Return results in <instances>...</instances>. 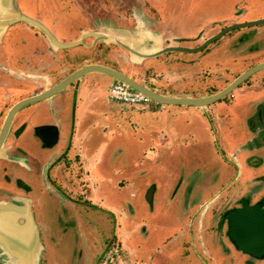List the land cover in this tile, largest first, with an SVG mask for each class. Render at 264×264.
<instances>
[{
	"label": "rangeland",
	"instance_id": "obj_1",
	"mask_svg": "<svg viewBox=\"0 0 264 264\" xmlns=\"http://www.w3.org/2000/svg\"><path fill=\"white\" fill-rule=\"evenodd\" d=\"M80 1L86 7L84 10L92 11L94 15L97 10L105 14L109 9L119 12L118 16L122 17L130 11L158 14L166 29L187 37L197 36L203 24L217 22L219 18L234 16L238 21H245L264 16V0ZM80 1L20 0L22 6L38 19L39 13L55 17L57 10L62 11L64 16L58 20L56 35L64 41L80 35L77 34L79 24L74 25L73 19L78 15L73 3L77 5ZM126 15L128 17L124 19L121 17L123 22L133 25L129 15ZM234 21L217 22L220 28L217 26L211 34L208 32L196 39L201 42ZM25 26L29 24L13 27L9 31L12 36L6 42L14 41L16 44L22 32L20 37L25 38V42L31 41V44L33 35ZM32 29L35 35L41 33L35 27ZM85 41L88 43L92 38L88 37ZM182 41L192 44L190 39ZM29 43L24 45L25 49L21 46L22 54L31 47ZM212 44L216 46L212 61L209 58L203 64L204 60L186 65L160 58L155 60L152 70L163 74L172 72L178 78L177 82L184 83L185 89L195 93L216 92L244 69L264 59V23L234 28ZM91 47L82 46L74 55L69 49L53 48L54 58L69 63L66 69L64 64L53 68L54 77L58 79L74 70L83 58H93L118 67L121 50L103 43ZM236 51L240 54L237 55ZM15 54H7L14 64L19 61L12 56ZM26 55L29 59L34 56L28 52ZM126 60L129 59L126 57ZM146 61L152 63L151 60ZM140 71L138 75H141ZM94 79L96 82L100 80L99 76ZM94 85L96 87L86 93L82 107L92 104L94 108L101 109L104 106V93L101 92H105L106 84L103 81L97 83L98 86ZM93 95L97 99L95 102L92 101ZM207 107L206 115L189 106H172L161 111L153 108L146 114L136 112L128 121H123L126 113L129 114L126 110L122 115L116 112L111 123L109 115H99L100 123L112 125L111 137L114 140L108 141L104 133L96 130L93 137L85 142L84 150L89 157L87 160L91 164L93 179L82 169V163L77 162L79 158L73 154L75 149L71 156L73 168L68 171L65 167L72 173L69 178L74 188L71 183L62 184V181L59 182L61 189L45 187L41 180L31 178L46 253L43 263L177 264L180 259L172 260L169 254L170 250L180 245L181 249L184 248L180 255H188L189 236L178 239L179 233L187 226L186 222L193 223L194 219L208 215L210 208L217 215L220 207L233 206L241 193L246 199L252 192H255L254 199L264 198V69L252 74L225 98ZM92 123L87 121L86 124ZM29 149L37 150L35 147ZM35 152L33 154L41 158L46 155V152L44 155ZM232 153L238 154L236 161L243 158L238 172L231 161ZM92 183L97 184L94 194L85 191L92 189ZM152 185L156 191L150 204L146 200V192ZM179 225L183 227L178 228ZM193 232L197 233L194 226ZM96 248L99 250L91 257L93 263H87L90 252L93 253ZM214 250L219 251L218 247ZM174 251L173 255H179Z\"/></svg>",
	"mask_w": 264,
	"mask_h": 264
},
{
	"label": "crops",
	"instance_id": "obj_2",
	"mask_svg": "<svg viewBox=\"0 0 264 264\" xmlns=\"http://www.w3.org/2000/svg\"><path fill=\"white\" fill-rule=\"evenodd\" d=\"M15 1H16V4L18 5V7L20 9H22L23 11H27V13H29V15L31 14V16H32V13L29 10H27L25 7L22 6L20 0H15ZM81 3H82V1L78 2L77 5H75L73 3V6L75 8H77V10H78V15H76V19L73 18L75 20L74 25L78 26V24H79L77 34H80L84 30L94 29V27L99 26V25L107 26V25L118 24V25H121L123 27H131V28L139 26L140 28L147 29V31L153 36V38H157L158 43L162 44V45L167 44V42H166L167 38H174L175 37V38H178V43L181 45L196 46V45L202 43V41L204 39H206L207 37H209L210 35H208L206 38H204L201 42L199 41V39H196V37H201V36L205 35V33H208V32H210L209 34H211L212 29H214L218 26L217 22L223 23V21H226V22H231L232 20L238 21L237 18H235L234 16H231V17H228L225 19L219 18L220 20H217V22L210 21V22L203 24L201 26V29H200L197 36L187 37L184 35H180V34L174 32L170 29H166L165 26H163V22L161 20L160 15H158V14L150 15L149 13L144 14V13H140V12L135 13L134 11H130L129 13H126V14L129 15V19H131V21L133 23V25H131L128 21L123 22L124 17L125 18L128 17L126 14H124L123 17L118 16L119 12H113L111 9H109L105 14L98 13V10H97V13H95V15H94L93 12L90 10H89L90 12H88V10L85 11L84 10L85 6L82 5L83 3L82 4ZM144 5H146V4H144ZM62 10L65 13V10L64 9H62ZM37 16L48 27H50L55 33H58V31H57V25L58 24L57 23H58L59 18L63 17L64 14H62V11L57 10L55 17H53L52 15L49 16L48 14L45 16L44 14H40V13L37 14ZM48 17H49V19L47 20ZM54 18H56V20ZM60 23H62V22H60ZM17 24L23 26L22 24L17 22L15 24L11 25L10 27H8L4 33H6L8 30H11L10 28L13 27L14 25H17ZM220 26H223V24H221ZM29 30H30L29 33L33 35V40H34V41H32L33 42L32 45H30L31 47L28 49V51H26V53L28 52L29 54H34L33 57L32 56L30 57V61H29L30 64L28 65L25 61H22V58H27V56H28V55H26V53L22 54L20 52L21 46H22V48H24L23 41L25 39L22 37L17 38L18 41L16 42L17 43L16 47L13 48L12 50H8L7 53H3L1 58L4 61V63H6L7 66H9V69L12 70V72L9 71L10 74L8 73V75L9 76L13 75L18 80H20L21 78L23 79L22 75L28 71L29 72L31 71L32 73H35L37 75H40V74L44 75V76H36L34 78V87L32 90L38 91V90H41L43 88L48 87L50 84L55 83L56 81H58L59 79H61L63 77V76H61L57 80L54 77V74L52 72L53 68H60L61 64L62 65L64 64L65 69H66L67 67H69V63L62 61V59L60 60L58 58H54V54H55L54 49L50 48V44L48 43L44 34L39 33L38 35H35V31H33L34 29L33 30L29 29ZM10 35L11 34H9L6 37L5 41L10 39ZM184 39L192 40V44H189V45L184 44L185 42L182 41ZM12 42H14V41H12ZM85 42L87 43V41H85ZM91 42L92 41H88L87 44H91ZM98 43L99 44L103 43L105 45H113V48H115V50H119V51L121 50L120 51L121 53H119L120 57H118V63H117L118 67L116 69H119V70L131 75L132 77H134L136 80H138L140 82H144V83L150 85L152 88L156 89L157 91H159L161 93H164V94H167L170 96H200V95L207 94V93H195L196 91L185 89L184 83H182L180 81L177 82L178 78H176L175 75L172 74V72L163 74V73L158 72L157 70H154V69L152 70V68L155 65L154 64L155 60L160 59V58H162V59L168 58L172 62L176 61V62H179V64L183 63L186 65L196 63L197 61L201 62V60H204L202 62V64H203V63H205V61H208L209 58L211 60L212 53L215 51L214 49L216 46H214L212 44V42L210 44H208L202 50L196 51V52L169 51V52L157 55V56H152V57H148V58H138V59H131L130 53L124 47H122L121 45H119L117 43H105L103 41H97L91 48L95 47V45ZM82 46L88 48V45L81 44V45H78V46H75L72 48H68V49L71 50L72 54L74 55V54L79 52L78 49L81 48ZM73 50H76V51L74 52ZM11 52H12V54L16 52V54H15L16 56H14V55H12V56L14 58H16L17 61L19 60L21 63L18 61V63L14 64L13 62H11L9 60V58L7 57V54H8V56H10ZM239 52L240 51H236V54L239 55L240 54ZM180 53H183V54H180ZM192 53H195V54H193L194 56L193 55H191V56L185 55V54H192ZM126 54H127V56H126ZM55 57H58V55ZM126 57H127V59H129L128 61L126 60ZM83 59H82V61H78L75 68H77V67H79L85 63H102L105 65H109V64H106L105 62H100V61L93 59V58L92 59L91 58H83ZM146 60H151L152 63L149 62V64H148V61H146ZM60 61H62V62L60 63ZM211 61H209V63ZM261 61H264V59L260 60V62ZM130 64H132L134 66H132ZM109 66H111V65H109ZM111 67H113V66H111ZM142 67H143V69H142ZM140 68H141V71H140ZM139 71H140L141 75L137 74ZM11 73H13V74H11ZM97 75L99 76L100 80L98 79V81L96 82L94 77L95 76L98 77ZM13 76H11V77H13ZM91 76L93 77L92 80H91ZM102 80L106 84L105 92H101L102 94L104 93V95L102 97L104 99V106L101 109L94 108L92 106V104H87L86 107H82V102L84 101V98L87 96L86 93L91 92L93 87H96L94 84H96V85H97V83L100 84V82H103ZM114 81H116V80L109 75H106V74H103L100 72H89V73L83 75L77 81L68 85L64 90L54 94L52 97H50L48 99H43L41 101H37V102L31 103V104H28V105H26L28 107L23 108V110H22L23 112L21 113L22 116H26L28 114L25 112H30V113L32 112L33 114H35L34 117L36 116L35 117L36 119H33L34 126L36 124L39 125L42 123L43 124H49L52 126H56L57 133H58L57 138L53 143H51L52 145L49 148H47V151H45L46 155L44 156V159L46 161L45 162L46 166L48 167V170L49 169L51 170V175H52L54 182L59 183L60 181H62V184H68V185H70V183H71V186L73 187L74 183L71 182L70 178H69L72 173L68 172L70 168H73V163H72L73 159L71 157L73 154H75V157L79 158V161H77V162L82 163L81 164L82 169L84 168L86 170L87 176L90 179L94 178L93 177L94 174L91 170V164L87 160V159H89V157H88L86 151L84 150L85 142L88 141L87 139H89L91 136L93 137L92 134L94 131L96 132V130L101 131V134L104 133L103 135L108 137V141L111 142L114 140V138L111 137V135L113 134L112 133L113 132L112 125L108 124L107 122H101L100 123V120L98 118L99 115H103V116L109 115L108 121H109V123H111L116 112H119L120 115H122V114H124L123 111H126V110L129 111V114L126 113V118L124 117V120H123V121H128L131 116L135 115L136 112L141 114V113H145L146 111H150L153 108H156V109H158V111H161L163 109L171 108L172 106H173V108L175 106H178V104L168 105V104L159 103V102H156L153 100L148 102V103H142V104H126V103H122V102L113 100L109 97V87ZM102 94H100V95H102ZM95 98H96V96L93 95L92 101L95 102V100H97ZM180 106H189V107L197 108L203 114L206 115L207 109L204 110L203 108L191 106V105H180ZM215 112H217L216 109H215ZM219 112H221V111H219ZM89 116H91V118H89ZM20 120H22V119H20ZM87 121H89V122L92 121L93 125L92 124L91 125L86 124ZM121 123H123V122H121ZM61 144H62V146H61ZM40 145H41L40 142L36 139L31 144V148L32 147L37 148V150H35L36 152L32 151L28 148L29 152L31 154L33 152H35V153L40 152L39 151ZM76 147H78V149H76ZM73 149H75V150L73 151ZM45 152H44V154H45ZM237 156H238V154H237ZM4 158H7L6 154H4ZM242 160H243V158H242ZM13 162H15V159ZM65 167L68 168V171H66ZM88 172H90V173H88ZM96 185H97L96 183H92V186H91L92 189L91 190L85 189V191L87 190V191H90V194H94V192H96V190H95L97 187ZM49 187L54 188L55 186L53 184H49ZM155 191H156V187L152 185L149 187V189L146 192V200L150 204L153 202V195H154ZM15 197L27 198L30 200L31 210L34 214V220H35V223L38 225V229L40 232V225L38 223L36 207H35L36 200L34 198V195L32 197H28L25 195H21V194L18 195L17 194L13 198H9L6 201H4V203L1 206L9 203L12 200L14 202ZM10 208H11V211L14 212L15 211V209H14L15 204H13ZM203 227L204 226H202V228ZM178 228H182V227L178 226ZM40 238H41L42 245H43V255H44L41 259V264H44L43 259L46 258V253H45V246L43 244L41 232H40ZM179 247H180V245H179ZM176 249H178V248L176 247L175 249H172L170 251H173V250L176 251ZM98 250H99V248H96V250L93 253L90 252V256H89L88 260H86V262L88 261L87 263L92 262L91 257H93L95 255V253H97ZM178 252H181V250H178ZM8 255L10 257V253H8ZM11 264H15V262L11 261Z\"/></svg>",
	"mask_w": 264,
	"mask_h": 264
},
{
	"label": "water",
	"instance_id": "obj_3",
	"mask_svg": "<svg viewBox=\"0 0 264 264\" xmlns=\"http://www.w3.org/2000/svg\"><path fill=\"white\" fill-rule=\"evenodd\" d=\"M17 22H25L40 30L50 46L55 49H68L81 44L91 47L97 41H103L105 43H117L121 45L130 53L131 59H138L157 56L169 51H200L234 28L264 23V16L252 20L234 21L210 35L196 46L181 45L178 43V38L175 37L167 38V44L162 45L158 43L157 38H153L147 29L140 28L139 26L132 28L123 27L118 24L99 25L94 27V29L82 31L73 40L64 41L43 21L22 11L15 0H0V35L8 27ZM88 37L92 38L91 44L85 42V39ZM263 69L264 61L255 63L244 69L225 87L210 94L200 96H170L109 65L85 63L65 74L61 79L45 89L17 101L9 109L3 127L0 130V150L8 134L11 120L19 109L28 104L52 97L89 72H100L109 75L159 103L191 105L205 110L208 105L225 98L249 76ZM44 131L46 133H43L42 130V134L45 137V141L48 144L53 143L57 138V131L50 128ZM13 204H15L14 212L10 208ZM228 217L230 221V235L236 244L254 255L264 254V208L259 204L250 205L245 203L242 207L230 211ZM0 250L3 251L5 256L10 253L9 258L15 264H41L43 245L29 199L15 197L14 202L12 200L0 206Z\"/></svg>",
	"mask_w": 264,
	"mask_h": 264
},
{
	"label": "flooded vegetation",
	"instance_id": "obj_4",
	"mask_svg": "<svg viewBox=\"0 0 264 264\" xmlns=\"http://www.w3.org/2000/svg\"><path fill=\"white\" fill-rule=\"evenodd\" d=\"M32 16L36 17V15L33 14ZM19 23L23 25L25 22ZM17 25H14L13 27H18ZM28 28L33 30L32 26H28L25 29L28 30ZM9 31L10 30L0 36L1 56L3 53H7L8 50L15 48L17 44H14V42L5 41L6 37L10 33ZM19 34L20 36L23 35L22 32ZM29 42L30 41H23L24 45L26 46H28ZM31 44L29 43V45ZM50 48L53 49L51 46ZM23 49H25V47ZM1 56L0 130L3 127L9 109L17 101L45 89L43 88L38 91L32 90L34 87V78L36 76L44 75H37L31 71H28L22 75L23 79L21 78L20 80L15 78L13 75H11L13 77L9 76L8 73L10 74L12 70L9 69V66H7L6 63H4ZM22 61H25L28 65L30 64L29 58H22ZM24 81H26V83H24ZM4 87L6 88L4 89ZM24 107L19 109L13 116L8 134L3 142L2 149L0 150V206L4 203V201L9 198H13L17 194L32 197L35 193V186L31 183V178L34 181L38 179L41 180L45 183V187H49V184H53L55 188H62L60 183L53 181L51 170H48L44 157L41 158L40 156H36L33 153L31 154L28 150V148L31 147L32 142L37 139L41 144L39 149L41 155H44V152L47 151V148H49L52 144H48L45 141L42 130L43 133H46L44 130H47V128L57 131L56 126L43 123L39 125L36 124L34 126L33 119H36V116L34 117L35 114L32 112H25L28 114L26 116H22L21 113L23 112L22 110ZM4 154H6L7 158H4ZM230 157H232L231 161L238 172L239 168L243 165L241 163L242 160L238 159V161H236L238 156L235 153H232ZM13 158L15 159V162H13ZM25 175H27L29 178ZM253 195H255V192H252L250 198L246 199L243 197V193H241L239 199L236 200L233 206L228 208L224 206L220 207V212L217 213V215H215L213 213V209L210 208L208 215L204 214L202 218L194 219L193 223L191 221H188L189 223L186 222L187 226L185 230L182 229V233H179L180 235L178 239H184L186 236H189V253L188 255L182 254L183 256H175L173 255V251H171V254L169 255L171 256L172 260L178 257L180 262L177 264H264V254L254 255L251 252L240 248L230 235V221L228 217L230 211L242 207L245 203L250 205L259 204L262 208H264V198L254 199L255 196ZM208 208L209 207L207 206V209ZM193 226L195 229H197V233L193 232ZM202 226L204 227L202 228ZM215 246L218 247V252L214 250L216 249ZM225 246L228 247L227 250L224 249ZM177 248L181 250V252L184 251V248L181 249L179 245ZM178 254H180V252H178ZM11 261L12 260L9 258V256H5V254L0 250V264H11Z\"/></svg>",
	"mask_w": 264,
	"mask_h": 264
},
{
	"label": "built area",
	"instance_id": "obj_5",
	"mask_svg": "<svg viewBox=\"0 0 264 264\" xmlns=\"http://www.w3.org/2000/svg\"><path fill=\"white\" fill-rule=\"evenodd\" d=\"M109 97L126 104H142L152 101L145 94L138 92L121 81H114L109 87Z\"/></svg>",
	"mask_w": 264,
	"mask_h": 264
}]
</instances>
